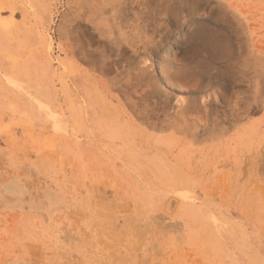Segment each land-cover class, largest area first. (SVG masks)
Instances as JSON below:
<instances>
[{
  "label": "rangeland",
  "instance_id": "374dc122",
  "mask_svg": "<svg viewBox=\"0 0 264 264\" xmlns=\"http://www.w3.org/2000/svg\"><path fill=\"white\" fill-rule=\"evenodd\" d=\"M100 1L0 0V264H264V0Z\"/></svg>",
  "mask_w": 264,
  "mask_h": 264
},
{
  "label": "bare ground",
  "instance_id": "6f19581e",
  "mask_svg": "<svg viewBox=\"0 0 264 264\" xmlns=\"http://www.w3.org/2000/svg\"><path fill=\"white\" fill-rule=\"evenodd\" d=\"M95 1V0H94ZM100 9H98L97 10V12L100 14V17H101V22L100 23H103L104 21L103 20H105V19H107V18H109V16H104L103 14H111L112 13V9H113V7H112V2L111 1H107V2H105V0H101L100 1ZM196 4H197V2H196ZM195 8H196V5L195 4H193V14H194V12H195ZM186 11V10H185ZM98 19V18H97ZM93 21V20H92ZM99 23V24H100ZM104 24V23H103ZM103 24H100V26H103ZM105 26V25H104ZM95 27V26H94ZM100 29V28H99ZM181 31H183V29L181 30ZM100 32H103L102 30H100ZM106 34V33H105ZM177 35L178 34H176V37H177ZM176 39H172V41H175ZM233 50V49H232ZM159 51V50H158ZM234 51V50H233ZM152 52V51H151ZM232 52V51H231ZM158 53H157V51L155 52V55H154V60L155 61H157L158 62V60H159V55H157ZM235 54V53H234ZM231 56H232V53H231ZM230 57V56H229ZM231 58V57H230ZM150 63H151V61H149ZM163 74V73H162ZM166 81L168 82L169 81V77H167L166 78ZM214 98V97H213ZM3 180V179H2ZM11 188V187H10Z\"/></svg>",
  "mask_w": 264,
  "mask_h": 264
}]
</instances>
